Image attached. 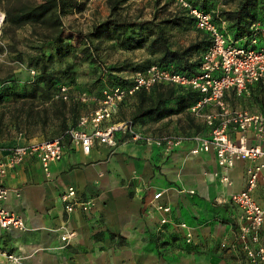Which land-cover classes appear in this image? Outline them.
<instances>
[{
    "label": "crops",
    "instance_id": "obj_1",
    "mask_svg": "<svg viewBox=\"0 0 264 264\" xmlns=\"http://www.w3.org/2000/svg\"><path fill=\"white\" fill-rule=\"evenodd\" d=\"M227 100L234 108L253 110L233 91ZM87 111L85 106L81 115ZM187 112L141 128L156 136L206 134L203 121ZM192 147L186 141L166 154L155 144L118 134L117 145L97 142L85 153L68 139L62 159L51 165V177L37 158L27 156L2 181L21 192L11 193L5 206L23 217L27 229L0 227V248L19 256V264H250L237 242L240 211L230 200L246 188L250 162L236 161L227 185L214 150L192 154ZM70 185L92 200L90 210L67 213L60 195ZM159 191L158 201L172 207L171 217L189 225L192 243L186 242L185 229L161 224L163 213L153 205ZM254 195L264 205V181ZM67 232L74 233L69 241L62 238ZM0 264L14 263L0 255Z\"/></svg>",
    "mask_w": 264,
    "mask_h": 264
},
{
    "label": "built area",
    "instance_id": "obj_2",
    "mask_svg": "<svg viewBox=\"0 0 264 264\" xmlns=\"http://www.w3.org/2000/svg\"><path fill=\"white\" fill-rule=\"evenodd\" d=\"M194 18L199 30L210 35L211 45L203 52L201 66L197 73L187 74L174 71L171 67L152 65L146 71L134 74L128 86H112L103 89L100 96L86 91L78 92L75 98L88 107L79 118L78 125L66 131L71 143L89 153L99 142L115 146L118 134L138 142L155 144L169 154L186 141H191L192 154L214 150L220 167V178L229 185L230 169L236 161H249L246 188L231 194V202L239 209L241 224L237 242L250 264H264V205L254 195L259 183L264 181V110L253 111L234 108L227 100L228 91L242 95L249 87L264 85V40L257 37L259 24L252 26L253 32L245 44H238L226 33V21L217 22L212 12L192 5L190 0H175ZM2 18L5 15L2 14ZM0 21V34H1ZM35 73V71H32ZM159 83H175L198 90L202 99L190 108L195 117L203 121L207 133H184L156 136L146 132L131 118L118 120L116 114L121 102L133 96L139 89L150 90ZM56 98L68 101L72 98L71 87L61 84ZM212 105L215 110H204ZM252 139H257L253 142ZM65 141L63 136L40 141H31L14 146L0 145V227L5 229H27L23 217L8 210L5 201L11 193L20 196L21 192L3 184V179L11 169L21 164L27 156H34L41 163L46 175L51 177V165L62 159ZM218 174V173H217ZM219 175V174H218ZM190 192H194L193 190ZM67 213L80 208L88 211L92 200L79 196L78 189L70 185L61 193ZM162 192L154 194V206L163 213L161 224H173L185 229V240L193 242V233L185 221H175L172 207L158 200ZM73 232L65 233L62 238L69 241ZM227 248V242L222 243ZM0 255L14 264L20 257L0 248Z\"/></svg>",
    "mask_w": 264,
    "mask_h": 264
},
{
    "label": "trees",
    "instance_id": "obj_3",
    "mask_svg": "<svg viewBox=\"0 0 264 264\" xmlns=\"http://www.w3.org/2000/svg\"><path fill=\"white\" fill-rule=\"evenodd\" d=\"M123 1L107 0L110 8L108 17L93 24L88 33H78L81 41L77 45L74 34L65 35L66 26L63 22V16L82 7L80 1L0 0V6L6 13L5 20L8 25L22 27L29 24L34 27L42 26L48 30L42 35L44 45L40 47L41 55L30 58V64L38 68L39 73L31 81H28V85L26 83L20 85L16 83V79H12L9 83L0 86V106L11 99L26 102L27 99L34 100L38 96L43 99L55 97L53 103L56 105L44 109L43 125L39 129L44 138L52 139L63 136L65 141L69 139L66 131L78 125L81 112L86 106L75 98L78 92L86 91L100 96L106 87L128 86L131 84V81L119 76L116 71L131 69L136 73L146 71L156 64L171 67L174 71L181 73L193 74L198 72L201 66L202 54L212 43L210 35L200 30L201 37L199 39L183 48H174L166 33L167 26L182 27L186 20L195 24L194 18L189 15L186 9L181 7L179 11L177 10L174 14L160 20H158V16H154L152 19L139 20L122 15L120 9ZM231 1L233 0H224L225 4ZM236 1L237 3L233 8H222L218 12H212L216 8L215 0H190L193 6L212 12L214 20L217 22L226 21V33L238 44L246 43V40L252 35V26L255 23L259 24L257 37L264 40V0ZM95 39L96 43L94 42ZM108 40H113L117 46L123 49L144 46L149 57L135 64L126 61L120 66L105 67L99 50L100 46ZM43 48H47V50L44 51ZM68 55H71L74 61L66 63L61 69L53 70L47 64V61H51L53 56L58 60H62V57ZM77 60L89 62L92 70L96 73L95 80L85 86L76 84L74 78L73 68ZM61 84H67L71 87L72 98L68 101L56 98ZM233 92L235 93V91ZM246 95H253L259 101H264V85L261 83L252 85L248 91L239 96ZM133 96L136 99V106L130 118L135 123L143 126L186 111L189 112L187 114L190 116V113L192 114L190 108L202 99L203 94L198 90L180 84L159 83L150 90L139 89ZM128 98L120 103L117 114ZM52 108H55L52 111L54 116L62 119L61 124L56 129L61 132L58 135H52L53 132L49 135L45 132ZM32 110L33 107L30 111L32 112ZM67 111H70L72 115L70 124L66 117ZM34 123H30V126Z\"/></svg>",
    "mask_w": 264,
    "mask_h": 264
},
{
    "label": "rangeland",
    "instance_id": "obj_4",
    "mask_svg": "<svg viewBox=\"0 0 264 264\" xmlns=\"http://www.w3.org/2000/svg\"><path fill=\"white\" fill-rule=\"evenodd\" d=\"M78 1L82 3V7L63 16V22L66 26L65 35L74 34L77 45L81 41L78 33H88L93 24L105 20L110 13L107 0ZM215 1L216 8L212 12H218L222 8H233L237 3L236 0L228 4H225L224 0ZM179 9H181V6L175 0H124L121 3L120 12L122 15L132 19L144 20L158 16V20H160L174 14ZM2 14L6 18V13L0 6V21L2 22L0 34V86L9 83L12 79H16V83L20 85L25 83L28 85V81H31L39 73V69L30 64V58L41 55L40 47L44 45V37L42 35L48 30L42 26L34 27L29 24L22 27L10 26L5 18H2ZM166 33L174 48H183L201 37L200 30L194 23L188 20H186L182 27L167 26ZM94 42L96 43V39ZM43 50L46 51L47 48H43ZM99 53L104 61L105 67L120 66L126 61L135 64L149 57L144 46L134 49H123L117 46L113 40L105 41L100 46ZM62 58V60H58L53 56L51 61H47V64L51 69L55 70L61 69L66 63L74 61L71 55ZM73 69L76 84L80 86H85L96 78V73L87 61L77 60ZM32 71H35V73ZM116 73L131 81L135 71L123 69L120 72L116 71ZM54 98L43 99L38 96L34 100L27 99L26 102L24 100L16 101L15 99H11L1 105L0 144L7 145L9 142L16 143L21 138L29 139L35 136H44L39 128L43 125L42 117L44 109L54 106ZM242 99L253 111L264 109V101H259L256 96L246 95ZM135 106V97H129L122 104L119 115L121 117H131ZM31 107H33L32 112L30 111ZM52 109L50 110L45 132L49 133V135L51 132H53L52 135H58L61 132L56 129L61 124L62 119L55 117L52 113L55 108ZM66 117L70 124L72 122L70 111L66 112ZM33 122H35L34 125L30 126V123ZM26 129L29 130L27 131Z\"/></svg>",
    "mask_w": 264,
    "mask_h": 264
}]
</instances>
